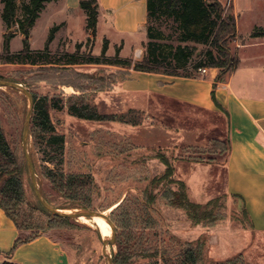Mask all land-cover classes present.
I'll return each mask as SVG.
<instances>
[{
	"label": "rangeland",
	"instance_id": "rangeland-1",
	"mask_svg": "<svg viewBox=\"0 0 264 264\" xmlns=\"http://www.w3.org/2000/svg\"><path fill=\"white\" fill-rule=\"evenodd\" d=\"M27 1L17 0L18 17L21 5ZM56 1L45 3L48 6L29 29L30 50H44L53 34L48 47L55 55L100 56L98 47L103 44H96L86 21L84 28L79 15L73 16L70 23H62L60 4H52ZM218 1L230 6L236 17L240 40L232 41L230 49L238 60L264 53V46L237 48L241 41H248L254 28L264 27V0ZM2 8L0 0V54L6 32ZM152 25L162 47L178 44V28L173 20L161 16ZM13 30L17 33L9 41V50L16 53L24 49V40L17 26ZM201 49L197 45V51ZM123 77L124 72L107 64L53 67L0 63V80L18 83L37 97L61 99L64 103L60 111L49 108L51 122L65 137L61 155L46 146L38 129L32 124L29 128L28 149L44 199L64 211L97 212L110 239L113 264L153 260L176 264L180 250L190 243L200 246L199 264H217L237 255L247 264H264V237L252 231L241 201L226 193L225 119L192 106L171 109L167 100L153 96L145 97L143 110L130 112V101L111 90ZM80 100L96 107L99 113L127 114L141 123L94 121L70 115L68 103ZM28 108V98L22 91L0 86V125L18 158L24 185V200L17 209L32 226L40 227L66 248L69 264H108L102 242L106 237L95 221L85 222L81 216L69 218L68 223L57 221L37 199L22 147ZM163 158L173 168L171 178H163ZM70 176L74 177L69 180ZM174 180L182 181L189 199L206 205L205 209L193 213L174 204ZM30 232L21 229L23 236ZM3 260L0 258V264H10Z\"/></svg>",
	"mask_w": 264,
	"mask_h": 264
},
{
	"label": "crops",
	"instance_id": "crops-1",
	"mask_svg": "<svg viewBox=\"0 0 264 264\" xmlns=\"http://www.w3.org/2000/svg\"><path fill=\"white\" fill-rule=\"evenodd\" d=\"M80 1L52 2L60 4L62 23H70L73 16L79 15L82 28L85 27L86 14L79 6ZM97 4L96 44L100 41L102 45L106 40L105 54L114 56L118 48L119 58L141 61L147 40L146 0H97ZM249 45L264 46V38L249 36L248 41L238 44V51ZM115 67L124 72V77L111 90L130 101L129 110H143L145 97L153 96L167 100L171 109L192 106L218 113L225 119L226 193L239 197L252 231L264 237V53L240 59L227 80L217 84L218 70L214 68L188 78ZM19 235L14 222L0 208V258L10 264H69V252L47 233L12 250Z\"/></svg>",
	"mask_w": 264,
	"mask_h": 264
},
{
	"label": "trees",
	"instance_id": "trees-1",
	"mask_svg": "<svg viewBox=\"0 0 264 264\" xmlns=\"http://www.w3.org/2000/svg\"><path fill=\"white\" fill-rule=\"evenodd\" d=\"M50 1L52 0H28L24 2L21 5V16L18 17L16 0H1L3 4L1 16L6 32L4 33L3 52L0 54V63L51 65L53 67L77 64H107L132 68L136 71L188 78L199 76L200 68H214L218 69L216 84L225 82L238 66V57L230 49V43L237 38L236 17L230 6L223 5L218 0H146L148 42L145 45L143 59L136 62L130 59L119 58L118 48L114 57H107L105 54L108 45L106 40L103 42L100 56H82L77 53H64L61 56L55 55L50 52L48 47L53 34L50 35L44 50H30L29 29L39 17L45 3ZM79 6L86 14V27L90 31V35L95 36L98 16L97 0H81ZM161 16H165L177 24L176 40L178 44L176 46L168 45L162 47L158 42L159 36L154 32L152 23L160 19ZM14 26H17V30L22 33L24 40V49L16 53H12L9 50V41L17 33L16 30H13ZM55 29L53 28L51 32ZM250 37L264 38V27L254 28ZM197 45L202 46L199 52L197 51ZM33 99L34 115L30 124L38 129L41 135H44L43 141L46 146L53 148V151L61 155L64 149L65 137L56 131L55 126L51 122L49 108L51 107L60 111L64 108V103L61 99L56 100L47 96L37 97L35 94H33ZM67 111L72 116L87 120L103 121L106 119H118L125 120L133 125L141 123L139 119L127 117V114L99 113L96 107L83 100L69 102ZM131 111H134V109H130ZM163 160L166 165L163 178H171L173 168L168 159L163 158ZM73 177L70 176L68 179L71 180ZM0 180V208L20 231V235L14 242L13 250L20 243L30 241L44 231H40V227L38 226H32L30 221L25 219L24 213H20V210L17 209L18 204L24 200V185L18 158L14 150H12L1 125ZM174 183L176 190L174 193L170 192L173 194L172 200L174 204H178L189 211L191 210L193 213L205 209L206 205L197 204L189 199L186 193V186L182 181L174 180ZM230 196L239 199L235 195ZM147 198L151 200L152 196L149 194ZM243 212L247 217L244 208ZM47 213L57 221L64 223H68L69 221V218L53 215L48 211ZM23 227L30 229L31 232L23 236L21 234ZM138 232L136 231L135 234H139ZM200 254V246L196 243H190L180 250L176 257V264H199ZM144 264H158V261H148ZM217 264L247 263L244 262L241 255H237Z\"/></svg>",
	"mask_w": 264,
	"mask_h": 264
},
{
	"label": "water",
	"instance_id": "water-1",
	"mask_svg": "<svg viewBox=\"0 0 264 264\" xmlns=\"http://www.w3.org/2000/svg\"><path fill=\"white\" fill-rule=\"evenodd\" d=\"M0 86H9V87L16 88L22 91L28 98L29 108H28V111L25 117V122H24V127H23V132H22V147H23V154H24V158L27 164L28 172H29V175L32 181L33 188H34V192H35L37 199L41 203V205L51 214L61 216L64 218H74L77 216H86L89 218L99 217L100 215L97 212L88 210V209H77L74 211L66 212L62 209L54 208L44 199L37 185L33 164H32L30 152L28 149L29 128H30L33 107H34L33 95L25 87H23L22 85L18 83L0 80ZM102 242H103V249H104V253L107 258L108 264H113L112 256L109 252L110 239L106 237L103 239Z\"/></svg>",
	"mask_w": 264,
	"mask_h": 264
},
{
	"label": "bare ground",
	"instance_id": "bare-ground-1",
	"mask_svg": "<svg viewBox=\"0 0 264 264\" xmlns=\"http://www.w3.org/2000/svg\"><path fill=\"white\" fill-rule=\"evenodd\" d=\"M66 212H70L68 210H65ZM85 222L91 220V221H95L98 225V228L100 230V232L102 233L103 236L107 237V234H106V230H105V227L101 221V219L99 217H93V218H90L89 217H86V216H81Z\"/></svg>",
	"mask_w": 264,
	"mask_h": 264
},
{
	"label": "built area",
	"instance_id": "built-area-1",
	"mask_svg": "<svg viewBox=\"0 0 264 264\" xmlns=\"http://www.w3.org/2000/svg\"><path fill=\"white\" fill-rule=\"evenodd\" d=\"M208 68H200L199 73L200 74H205L207 72Z\"/></svg>",
	"mask_w": 264,
	"mask_h": 264
}]
</instances>
